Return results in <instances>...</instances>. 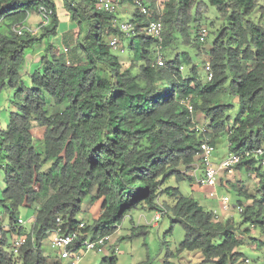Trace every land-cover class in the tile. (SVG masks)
I'll return each instance as SVG.
<instances>
[{"label":"trees","instance_id":"1","mask_svg":"<svg viewBox=\"0 0 264 264\" xmlns=\"http://www.w3.org/2000/svg\"><path fill=\"white\" fill-rule=\"evenodd\" d=\"M146 4L149 14L137 8L130 17L137 34L128 36L119 26L124 20L119 12L106 11L99 0H0V111L8 112L6 125L0 124L5 180L0 214L8 221L7 228L0 224V264H61L44 253L43 241L58 217L76 229L89 196L102 200L101 215L82 229L85 235H112L130 212L147 207L166 211L171 227L184 229L182 247L201 251L205 262L242 264L238 226L215 220L214 211L183 194L179 185L166 184L172 177L177 184L192 181L181 166L191 168L205 140L216 145L226 136L233 152L263 146V15L258 22L251 18L257 0H163L161 13L153 2ZM203 4L227 22L210 48L212 77L207 70L206 83L192 64V53L176 51L182 44L198 50L192 28ZM60 8L78 27L70 55L57 53L52 41L62 29ZM35 13L43 22L33 32L29 18ZM158 19L164 25L162 40L143 31ZM70 33L62 38L67 51ZM115 37L122 52L128 41L129 65L122 52H114ZM44 39L45 51L27 69L33 47ZM164 50L168 59L157 65ZM242 61L254 65L248 68ZM184 63L188 75L182 73ZM228 94L239 98L234 116L231 105L222 102ZM194 112L206 115L211 130H197ZM36 127L43 129L41 152L34 144ZM242 166L264 177L257 161L243 160L237 167ZM233 188L240 197H252L243 187ZM253 198L241 210L242 223L264 231L263 198ZM36 203L28 229L18 222L20 210ZM15 235H27L17 254ZM116 261V256L104 257L102 264Z\"/></svg>","mask_w":264,"mask_h":264},{"label":"rangeland","instance_id":"2","mask_svg":"<svg viewBox=\"0 0 264 264\" xmlns=\"http://www.w3.org/2000/svg\"><path fill=\"white\" fill-rule=\"evenodd\" d=\"M144 2H153L154 5H156L157 10L161 13L163 0H144ZM257 4L258 6L256 11L251 15V18L256 22L259 21L262 15L264 18V0H257ZM136 9V5L131 1L120 2L116 6V10L119 12L120 17L122 18V20L124 19L123 21L129 20ZM196 13H198V16L196 22L193 23L192 36L194 37V40L196 39L194 44L195 46L199 47L198 50L182 44L176 51L183 52L184 50H188L192 53V64L196 67V71L199 75L200 80L203 83H206V66L210 59V48L212 47L221 31H223L224 27L227 25V22L223 17L219 15L218 10L210 6L209 4L208 6L205 4L198 6L196 9ZM59 14L63 21L61 28L66 29L67 31V28L72 23L69 20V14L64 8L59 9ZM30 20V28L33 32H36L39 27L38 25L43 22V19L41 18V16H39L38 13H35L32 14ZM203 26L208 29V35L206 36L204 42H199V40L197 39V34L200 28ZM71 30L72 33L68 34V43H71V46H69V51L66 50L67 44L65 43L64 39L62 40V37L61 44H56L57 53H64L66 55L71 54V47H73L75 38L78 35V27L75 25ZM56 37L52 38L53 42L58 39ZM122 40L121 42H123ZM47 42V39H44L42 42L36 43V45L33 47L35 51L34 54L28 56L27 58V69L32 62L39 59L40 53L45 51ZM128 44V41L123 42V45L125 47L123 52L120 51L121 46L118 49L114 50V52L116 53L117 51L122 52L125 58L124 61L126 65H129L131 61V57L129 58L128 56ZM44 53H42L41 55H43ZM163 54V58L165 60L164 62L166 63L169 52L164 50ZM242 63L248 68L254 65L252 61H242ZM182 66L184 67L182 72L183 75H188L190 67H188L185 63ZM222 102H227L231 105V107L229 108L230 115L234 116L238 113L239 98L237 95H222ZM51 105L52 104L50 102L49 106ZM193 117L197 122L198 127H205L207 130H211V128L208 126L209 119H207L204 113L194 112ZM7 118L8 112L7 110H5V108H2V110L0 111V124L6 125ZM42 134V128L36 127L34 129V144L39 152L42 151V145L40 143ZM229 151L230 148L227 137H219L218 141L216 142V152L213 159L214 162L219 164L221 160L229 153ZM194 167L195 163L189 170H185V166H181V169L188 173L185 175H189L190 178H193L192 181L189 179H185L177 184V180L172 177L171 180L168 181L166 186L171 184L179 185L180 190L183 194H185L186 196L194 197L206 209L214 212L216 211L218 217L214 216L215 220H230L236 227L238 226L237 234L240 240L238 251L241 254L242 264H264V231L256 225L253 227L250 224L242 223V212L237 208L238 199L241 198L242 201L246 203L247 198L244 196L240 197L238 191L234 190L233 188L234 185H237L238 187L244 186L245 190H250L254 193V195H256L257 198H263L264 192L262 190V186L259 190L256 186L257 182L259 184L260 182L264 184V177L260 176V178H257L256 182V180L252 178L249 173L255 176L258 174V171H248L244 166H242L240 169V173L242 174L241 180L240 173L238 172V167H235L232 173H229L230 171H232L230 170L228 172L225 171L221 174L222 178L219 179L218 185L216 187H209L206 185H201L198 182L200 179V172H198V175L195 176ZM261 172H264V166L261 168ZM4 187V174L0 166V192L4 189ZM212 191L215 192V196L213 197L210 194V192ZM224 196H228L229 198L230 207H228V209H224L221 204V198ZM42 197L45 198V194H43ZM165 198L166 196L164 195L161 200ZM101 204V199L95 200L93 202L91 196L87 197L82 205L81 212L76 217V220L83 222L85 221L86 226L88 225V223L94 225L96 218H99L101 215ZM38 206L39 203H36L30 208H22L20 210V217L27 221L25 226L28 229H30V225L35 219V212ZM242 207H246V204H242ZM140 212L142 213V218ZM154 212L156 211L150 210L147 207L136 209L130 212L125 217L121 226L117 229V232L111 237V241H109L110 244L106 248V251L100 252L98 249L89 251L83 256L80 264H102L103 258L107 254L108 256L111 255L112 257L114 256V254L116 255V264H216L215 262H205L203 260L204 256L201 251H190L186 248H183L182 243L184 237V229L181 227L172 228L171 221L168 217H165L156 227L147 224V219L150 221V219L154 216ZM131 218H133V220H131ZM134 223H136L137 226H143L145 229L135 228ZM0 224L3 228H7L8 221L3 214L0 217ZM247 228H249V232L245 233ZM43 249L46 253H54L49 244L48 237L43 241Z\"/></svg>","mask_w":264,"mask_h":264},{"label":"built area","instance_id":"3","mask_svg":"<svg viewBox=\"0 0 264 264\" xmlns=\"http://www.w3.org/2000/svg\"><path fill=\"white\" fill-rule=\"evenodd\" d=\"M123 0H99L100 7L106 11L116 10L118 3ZM134 4L144 14H149L148 6L144 3V0H132ZM121 31L128 36L137 34L136 24L132 21H122L120 23ZM164 27L163 22L158 20H152L143 28V31L152 37L162 40V33ZM22 33V30L18 31ZM208 35V29L203 26L199 31V39L204 41ZM111 44L115 49L120 47L119 39L113 38ZM67 50V49H66ZM158 65H164V59L160 56L157 60ZM207 70L210 71L209 79L212 77V71L210 62L207 63ZM183 69V67H181ZM189 110L193 111V105L186 102ZM202 130V129H199ZM199 151L197 152V165L194 170V175H197V170L201 169L202 175L200 176L199 183L209 187H216L219 181V175L224 170H231L238 163L243 160H256L264 166V145L256 149H249L242 152H230L224 157L219 164L214 162V156L216 152V146L208 140L201 142ZM211 196H215V192L212 191ZM221 204L224 209L229 207V198L224 196L221 198ZM163 211L155 213L152 223L157 225L164 216ZM19 224H25L26 221L22 218L18 220ZM69 220H64L62 217L57 218V226L48 234L49 244L54 254L62 261V264H80L83 256L94 249H98L100 252H104L106 246L109 244L111 235L99 236L94 232L85 235L82 229L86 226L85 222H81L74 230L68 228ZM117 227H120L118 225ZM26 235H15L13 237V251L18 253L20 247L26 242Z\"/></svg>","mask_w":264,"mask_h":264},{"label":"crops","instance_id":"4","mask_svg":"<svg viewBox=\"0 0 264 264\" xmlns=\"http://www.w3.org/2000/svg\"><path fill=\"white\" fill-rule=\"evenodd\" d=\"M31 17H32V15L30 16V18H29V24H30V19H31ZM73 28V24L71 23V25L67 28V31L68 30H71ZM66 32V29H63V30H61V31H59V34L57 35V37L56 38H58V39H56V41H54V43L55 44H57V45H60L61 44V38L63 37V35H64V33ZM240 169L241 168H238V172L240 173ZM181 170H183V169H181ZM200 172V174H201V171H199ZM228 172V171H227ZM233 172V170L232 171H230L229 173H232ZM223 173V172H222ZM221 173V174H222ZM249 173V172H248ZM220 174V179L222 178V175ZM249 175L252 177V178H254L255 180H256V182H257V178H260V175L259 174H257V175H253V174H251V173H249ZM240 177H241V180H242V174L240 173ZM230 180H231V178H230ZM243 182V181H242ZM261 186H262V182H260V184L257 182V189L259 190L260 188H261ZM243 188H244V186H243ZM257 190V191H258ZM248 191V193L252 196L251 198H249V199H247V202L245 203V202H243L242 201V204H246V205H250V204H252L253 203V201H254V198H253V196H256V195H254V193L253 192H251L250 190H247ZM239 200H242L241 198H239ZM263 201H264V196H263ZM100 209H101V207H100ZM140 215H141V218H142V213L140 212ZM97 219V218H96ZM147 219V218H146ZM152 219V218H151ZM151 219H150V221H151ZM131 220H133V218H131ZM150 221L147 219V224H149L150 226H151V224H150ZM85 222V221H84ZM134 222V221H133ZM139 223V222H138ZM6 225V224H5ZM88 225H91V224H89L88 223ZM134 226L135 227H137V224L136 223H134ZM116 232H117V230H116ZM115 232V233H116ZM114 233V234H115ZM114 234H112L111 235V237L114 235ZM110 241H111V239H110ZM110 244V243H109ZM109 244L106 246V248L109 246ZM106 248H105V250L104 251H106ZM44 253L46 254V255H48L49 257H51L52 259H54V260H56V261H59L61 264H62V261L57 257V255H55L54 253L53 254H51V253H46L45 251H44ZM114 256H116L115 254H114ZM105 257H112L111 255H109L108 256V254L107 255H105Z\"/></svg>","mask_w":264,"mask_h":264},{"label":"clouds","instance_id":"5","mask_svg":"<svg viewBox=\"0 0 264 264\" xmlns=\"http://www.w3.org/2000/svg\"><path fill=\"white\" fill-rule=\"evenodd\" d=\"M127 1H129V0H127ZM144 3H145V2H144ZM145 4H146V3H145ZM146 5H147V4H146ZM147 6H148V5H147ZM136 7H137V6H136ZM137 8H138V7H137ZM128 21H130V20H128ZM163 27H164V25H163ZM199 31H200V30H199ZM198 34H199V32H198ZM198 36H199V35H198ZM199 37H200V36H199ZM200 41H201V40H200ZM201 42H204V41H201ZM160 56L163 58V56H162L161 54H160L158 57H160ZM163 59H164V58H163ZM157 60H158V59H157ZM157 60H156V64H157ZM164 61H165V60H164ZM208 62H210V61H208ZM157 65H158V64H157ZM164 65H165V62H164ZM182 67H183V66H182ZM183 68H184V67H183ZM206 68H207V67H206ZM181 70H182V69H181ZM189 111H190V110H189ZM193 111H194V109H193ZM193 111H192V112H193ZM190 112H191V111H190ZM199 129H202V130H199ZM197 130H199V131H206L207 129H206L205 127H203V128L201 127V128H200V127L197 126ZM207 131H208V130H207ZM263 145H264V144H263ZM215 146H216V145H215ZM255 149H256V148H255ZM246 150H249V149H246ZM243 151H245V150H243ZM230 152H233V151H229V153H230ZM238 152H242V151H238ZM229 153H228V154H229ZM228 154H227V155H228ZM227 155H226V156H227ZM226 156H225V157H226ZM255 161H256V160H255ZM241 162H242V161H241ZM257 162H258V161H257ZM193 164H194V163H193ZM238 164H239V163H238ZM238 164H237V165H238ZM258 164L261 166V168L263 167V165H261L259 162H258ZM196 165H197V155H196V161H195V167H194V168H196ZM237 165H236L235 167H237ZM235 167H234V168H235ZM234 168H232L231 170H233ZM199 171H201V169H198V170H197V175H198V172H199ZM225 171H230V170H224V171H222V172H225ZM184 172H185V171H184ZM222 172H221V173H222ZM185 173L188 174L187 172H185ZM221 173H220V174H221ZM197 175H196V176H197ZM201 175H202V171H201L200 176H201ZM219 179H220V175H219ZM218 182H219V181H218ZM210 193H211V192H210ZM229 207H230V206H229ZM237 208L240 209V210L243 209V207H242V206H239V204L237 205ZM158 211H159V210H158ZM158 211H156V212H158ZM156 212H154V215H155ZM163 212L166 213V211H163ZM216 216L218 217V215L216 214V211H215V217H216ZM153 217H154V216H153ZM153 217H152V219H153ZM165 217H166V215L164 214V216H163V218L161 219V221H162ZM20 218H21V217H20ZM34 218H35V217H34ZM152 219H151V221H150V222H151L150 224H151V226H153V227H156V226H158V225L161 223V221H160L157 225H153V223H152ZM25 221H26V220H25ZM26 222H27V221H26ZM80 222H83V221H80ZM25 224H26V223H25ZM119 225L121 226V224H119ZM118 228H119V227H118ZM118 228H117V229H118ZM92 232H93V231H92ZM26 236H27V235H26ZM47 237H48V236H47ZM246 261H247V260H246Z\"/></svg>","mask_w":264,"mask_h":264}]
</instances>
